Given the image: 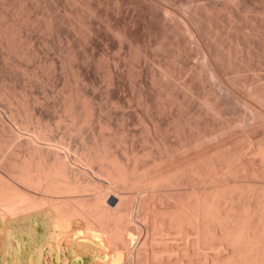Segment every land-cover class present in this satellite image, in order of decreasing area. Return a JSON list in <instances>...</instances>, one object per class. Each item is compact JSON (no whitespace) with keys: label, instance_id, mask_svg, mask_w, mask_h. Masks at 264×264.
<instances>
[{"label":"bare ground","instance_id":"6f19581e","mask_svg":"<svg viewBox=\"0 0 264 264\" xmlns=\"http://www.w3.org/2000/svg\"><path fill=\"white\" fill-rule=\"evenodd\" d=\"M203 1L204 5L200 0L195 3L202 9L198 16L208 19L210 10ZM166 2L161 6L159 0H0V123L4 122L0 124V264H264L261 182L258 193L257 187L250 191H255L254 198L246 190L250 186L244 197L240 188L237 194L227 193L231 204L223 203L225 196L215 191L212 207L208 177L217 179L216 186L225 181L219 177L223 171L217 176L224 158L219 155L222 162L205 151L208 139L226 126L219 121L225 116L215 119L224 113L215 103L217 92L211 95V88L207 86L209 92L204 87L216 69L210 65L206 39L197 31L193 0ZM176 4L182 5V16L174 13ZM233 16L229 21L234 24ZM99 18L104 25L98 24ZM42 29L52 36L43 34L41 45L35 33ZM194 49L202 59L198 64L191 62ZM236 51H230L234 59L239 56ZM233 63L237 68L241 64ZM121 65L127 66L126 72ZM102 76L107 86L99 90ZM125 76L129 88L122 92ZM196 80L203 89L198 90L203 102L214 98L212 108L219 113L213 116L215 122L204 113L208 100L194 110L197 99L189 106ZM161 111L165 118H159ZM137 121L145 126L143 146L138 145L140 133L136 138L137 124L131 126ZM193 145L200 149L183 162L181 172L178 165L174 171L171 168L173 174L167 170V177L159 174L179 152L190 153ZM192 182H198V190L189 194ZM184 188L189 191L185 195L192 196L189 200L181 192ZM234 197L246 199L236 206ZM232 201L240 212L243 208L241 213ZM210 233L218 237L217 241L211 235L223 251L210 253Z\"/></svg>","mask_w":264,"mask_h":264},{"label":"rangeland","instance_id":"374dc122","mask_svg":"<svg viewBox=\"0 0 264 264\" xmlns=\"http://www.w3.org/2000/svg\"><path fill=\"white\" fill-rule=\"evenodd\" d=\"M181 1V0H180ZM183 1V0H182ZM196 1V2H195ZM198 1L199 0H193V2H191V5L193 6V11H194V15H195V17H194V19L196 20L195 21V24H196V28H197V31H198V33L199 34H201V37H203L204 38V40L206 39L207 40V42H206V40H205V46L208 48V50H211L209 53H210V55H212L211 56V63H210V65L214 68L213 70L215 71V69H216V71L218 72H216L215 71V74L218 76H214V75H212V73H211V67L210 66H207V67H209V68H207V69H209L210 70V73H211V75H212V77L210 76V79H207V82L205 83L206 85L204 86L205 87V89H210L211 88V92H210V94L211 95H215L216 94V92H217V96H220V97H217L216 95H215V100L217 99L219 102L221 101V102H223V108L221 107L222 106V104H221V102L219 103V102H217V100L215 101V103H217V105H218V107L220 106V108L222 109V111H223V109H224V113H222V115L220 116V115H218V116H216L215 117V119H217V117H218V120L219 119H221L222 117H224V118H222V120H219V121H221L223 124H225L226 126H224L225 128H223L222 130L224 131H222V130H220V132L218 133V134H220L219 136H221L220 138L217 136V135H213V137L211 136V138H209L208 139V141H207V143L208 142H210V143H208V144H205V148H206V152L207 153H210L211 152V154L209 155V156H211L212 158L213 157H215V155H216V157H219V159H221L220 158V156L219 155H222V159L224 160V162L222 161V159H221V161L223 162L222 164H224V165H222L221 164V161H220V165H222V166H224V167H220V169H222L220 172L218 171V170H220L219 168L217 169V176H219V175H221L222 173V176H219V177H223V178H221L222 180L224 179L225 181H224V185H223V182H219V186H218V184H217V186H216V183L214 184V182L217 180L216 179V177H213L214 179H216V180H214L213 181V179H212V176H211V178L210 177H208V180L210 181H208V184H210L211 182L213 183H211L210 185H208V188L210 187V188H212L213 187V191H209L210 189H208V192L210 193H212L213 194V196L211 195V193H210V196H211V198H212V200L210 199V201H211V204L214 202V200H215V193L218 191L219 192V194H221L222 195V197H223V195L225 196V197H223V198H226L225 200L223 199L222 200V202L223 203H226L227 201L226 200H228V201H231L230 200V197H228L227 195L228 194H230V193H234V194H237V190L240 188V189H243L242 191H241V193H240V191H239V193L242 195L243 194V191H245L244 189L245 188H248L249 186H250V188H248V189H246V190H248L249 192H248V195H249V193H250V196H252L251 194H255V191H256V189H257V193H258V191H260V186H262L263 188H264V85H263V88H261V87H259V86H257V85H259V83H260V86L262 85V84H264L263 82H264V38H262V37H264V11H262L263 10V6H264V0H205V2L204 3H206L207 5V7H209V9L208 10H210V13L208 12L207 14H208V19H206V18H204V17H202V19H201V16H198V15H201V12H202V9L199 7L200 6V4H195V3H198ZM208 1V2H207ZM236 1V2H235ZM242 1H244V2H242ZM166 0H159V5H161V6H163V5H166V3H168V2H166ZM227 2V3H226ZM234 2H235V4H234ZM193 3V4H192ZM199 3H201L202 4V2H201V0H200V2ZM209 3H211V4H209ZM215 3V4H214ZM226 3V4H225ZM238 3H241V4H238ZM212 4H214V5H212ZM247 4V5H246ZM248 4H250V5H248ZM252 4V5H251ZM177 5V6H176ZM175 6V10H174V13L175 14H180L181 16H182V10H180V9H182L183 7H182V5L180 4V5H178V4H176ZM199 5V6H198ZM202 5H204V4H202ZM212 5V6H211ZM216 5V6H215ZM223 5V6H222ZM238 5V6H237ZM160 6V7H161ZM219 7V9H218V7ZM249 6V7H248ZM159 7V8H160ZM180 7V8H179ZM201 7H203V6H201ZM211 7H213L212 9H211ZM222 7V8H221ZM226 7V8H225ZM236 7H238V8H236ZM246 7V9H244ZM58 8L59 9H61V12H63L65 9H63L64 7H62V6H58ZM198 8V9H197ZM216 10H215V9ZM221 8V9H220ZM232 8V9H231ZM250 8V9H249ZM252 8H253V10H252ZM199 9H201V10H199ZM226 9V10H225ZM230 9L232 10V14L234 15V16H236V17H234L233 18V21L235 22L234 24H233V22H232V19L230 20L231 22H232V26H231V24H230V21H229V19H230V16H231V18H232V14H230ZM236 9V10H235ZM238 9V10H237ZM249 9V10H248ZM177 10V11H176ZM196 10V11H195ZM205 10V9H204ZM252 10V11H251ZM68 10L66 9V11L65 12H63L64 14L65 13H68L67 12ZM179 11V12H178ZM201 11V12H200ZM219 11V12H218ZM247 11H250V12H247ZM177 12V13H176ZM218 12V13H217ZM225 12V13H224ZM226 12H227V15H225L226 14ZM239 12V13H238ZM242 12V13H241ZM245 12V13H244ZM258 12H260V13H258ZM197 13V14H196ZM216 13V14H215ZM247 13H249V14H247ZM257 13V15H255ZM214 14V15H213ZM228 14H229V16H228ZM244 14V15H243ZM246 14V15H245ZM241 15V16H240ZM239 18H238V17ZM247 18H246V17ZM255 16V17H254ZM257 16V17H256ZM259 16H261V17H259ZM179 17V15L178 16H176V18L177 19H179L178 18ZM211 19H210V18ZM245 17V18H244ZM204 18V19H203ZM215 18V19H214ZM226 18V19H225ZM236 18V19H235ZM219 19H221V20H219ZM235 19V20H234ZM260 19V20H259ZM103 22V20L102 19H98V24L100 25V26H102V25H104L101 21ZM203 20H207V22L206 21H203ZM216 20H218V21H216ZM228 20V21H227ZM245 20V21H244ZM202 21V22H201ZM216 23H215V22ZM227 21V22H226ZM239 21V22H238ZM250 23H249V22ZM218 22V23H217ZM221 22V23H220ZM223 22V23H222ZM229 22V23H228ZM205 23H207L206 25H205ZM211 23V24H210ZM256 24L255 26H253L254 24ZM198 24V25H197ZM220 24V25H219ZM238 24H240V25H238ZM251 24V25H250ZM214 25V26H213ZM244 25V26H243ZM219 28H218V27ZM226 26H228V27H226ZM252 26V27H251ZM258 26V27H257ZM159 27H161V25L159 24ZM204 27H206V28H204ZM210 27V28H209ZM213 27V28H212ZM221 27V28H220ZM225 27V28H224ZM232 27V28H231ZM247 27V28H246ZM251 27V28H250ZM262 27V28H261ZM212 28V29H211ZM255 28V29H254ZM199 29V30H198ZM205 29V30H204ZM214 29V30H213ZM227 29H230V30H227ZM234 29V30H233ZM238 29V30H237ZM249 29V30H248ZM252 29H254V30H252ZM43 31H41L42 33L40 34L39 32H36L35 33V36H36V40H39V43L42 45V43H41V41H40V38H42V35L44 34V35H46V36H52V34L51 35H49L50 33L48 32V30H45L44 31V29H42ZM225 30H227L228 32H230L231 31V33H230V35H229V33L228 32H226ZM237 30V31H236ZM160 31H162V27H161V29L159 28V32ZM207 31V32H206ZM245 31V32H244ZM253 31V32H252ZM48 34H47V33ZM206 32V33H205ZM219 32V33H218ZM223 32V33H222ZM224 32H226V34L224 33ZM233 32V33H232ZM248 32V33H247ZM251 32V33H250ZM161 33V32H160ZM215 33H217V34H215ZM221 33V34H220ZM228 33V34H227ZM237 33V34H236ZM240 33V34H239ZM243 33V34H242ZM257 35H256V34ZM40 34V35H39ZM205 34L207 35L206 36V38H205ZM210 34H212V35H210ZM220 34V35H219ZM232 34V35H231ZM251 34V35H250ZM223 36V38H221L222 36ZM224 35H227V36H224ZM252 35H254V36H252ZM38 36V37H37ZM41 36V37H40ZM217 36V37H216ZM221 36V37H220ZM258 36V37H257ZM214 37V38H213ZM225 37V38H224ZM232 37V38H231ZM237 37V38H236ZM218 38V39H217ZM221 38V39H220ZM241 38H243V39H241ZM248 38V39H247ZM221 41H223V42H221ZM228 40V41H225V40ZM231 39H232V41H231ZM238 41H237V40ZM246 39V40H245ZM253 39V40H252ZM258 39V40H257ZM261 39H263V40H261ZM217 40H218V42H217ZM234 40H236V41H234ZM245 40V41H244ZM58 41H60V40H58ZM58 41H55V43L57 42L58 43ZM256 41V42H255ZM260 41V42H259ZM225 42H226V44H225ZM239 42V43H238ZM245 42V43H244ZM250 42V43H249ZM254 42V43H253ZM63 43V42H62ZM61 43V41H60V45L62 44ZM206 43H207V45H206ZM218 43H223V45H221V44H218ZM230 45H228V44ZM248 43V44H247ZM263 43V44H262ZM236 44H237V46H236ZM261 44H262V46H261ZM58 45H59V43H58ZM104 45V44H103ZM219 45V46H218ZM232 45V46H231ZM245 45V46H244ZM247 45V46H246ZM255 46L256 47V49H255V47H253V46ZM227 47V48H226ZM240 47V48H239ZM219 48V49H218ZM248 48H249V50H248ZM254 48V49H253ZM115 49H117V48H115ZM232 49H235V50H232ZM246 49V50H245ZM50 50H52L51 48H50ZM160 50V49H159ZM195 50V49H194ZM194 50H192L193 51V53H191V57L193 56V61H192V58H191V62H194L195 64H198L197 62H199L200 63V61L202 60L201 58H200V55L197 53L196 54V50H195V52H194ZM238 52H237V51ZM240 50V51H239ZM247 50L249 51V52H247ZM251 50V51H250ZM116 51V50H115ZM214 51V52H213ZM221 51V52H220ZM230 51H232L234 54H235V52L234 51H236L237 52V56L239 57H237V56H234V57H237V59L235 58H232L231 56V52ZM256 51V52H255ZM220 52V53H219ZM227 52L229 53V55L227 54ZM262 52H263V54H262ZM57 53V52H56ZM224 53H225V55H224ZM232 53V54H233ZM239 53V54H238ZM247 53V54H246ZM249 53H250V55L251 56H249ZM260 53V54H259ZM161 54H163L162 52H160L159 51V55L160 56H163V55H161ZM213 54H215V55H213ZM222 54V55H221ZM233 54V55H234ZM218 55H220V56H222V57H218ZM242 56V57H241ZM249 56V57H248ZM258 56V57H257ZM194 57H195V59H194ZM217 57V58H216ZM227 57V58H226ZM247 57V58H246ZM161 58V57H160ZM216 58V59H215ZM248 58H250L251 60H253V61H251L250 59H248ZM233 59H234V61H235V63L236 62H239V68H237L238 67V64H237V66H236V64H234L233 62ZM241 59H242V61H241ZM260 59V60H259ZM219 60V61H218ZM227 60V62H225ZM238 60V61H237ZM241 61V62H240ZM228 62H229V65H228ZM247 64H246V63ZM249 62V63H248ZM253 62V63H252ZM231 63H232V65H231ZM243 63V64H242ZM146 65H149V63L146 61V63H145ZM214 64V65H213ZM243 65V66H242ZM252 65V66H251ZM261 65V66H260ZM121 66H123V70H125L124 72H126L127 70V66H125L124 67V65H121ZM228 66V67H227ZM235 66H236V69H239V71H237L236 73H235V70H234V68H235ZM216 67V68H215ZM234 67V68H233ZM249 67V68H248ZM255 68V69H254ZM232 69H233V71H232ZM250 69H252V70H254V71H252V70H250ZM209 70H208V72H209ZM230 71H232V72H230ZM244 73H243V72ZM257 71V72H256ZM242 72V73H241ZM254 74V78H253V76H252V73ZM261 72V73H260ZM237 73H239V74H237ZM255 73H258V75L257 74H255ZM221 74V75H220ZM103 75V74H102ZM210 75V74H209ZM209 75H207V76H209ZM220 75V76H219ZM256 75V76H255ZM104 76H102V78H103ZM221 79H220V78ZM250 77H252L251 79L253 80V82H252V80L250 81ZM126 76L123 78V80L124 81H126L125 82V85H124V87H122L121 88V91L123 92L124 90L125 91H127V89L129 88L128 87V78H126ZM218 78V79H217ZM258 78V79H257ZM45 79V78H44ZM43 79V80H44ZM242 79V80H241ZM103 80H105L104 78L103 79H101V84H102V86L100 87V89L99 90H101V89H103L104 87H105V85H106V83H104L103 82ZM211 80V81H210ZM248 80H249V82H248ZM260 80H262V81H260ZM26 81H28V80H26ZM45 81V80H44ZM47 81H49V80H47ZM47 81H45L44 83V85H46V86H50V82H47ZM197 81H199V80H196V83H194V84H196V85H193V86H195L193 89H195L196 88V92H195V90H194V92H192V93H194V94H192V95H194V99H193V97H192V99L190 98L189 100V103H190V105L189 106H193V104L191 103V102H193L195 99H197L198 100V102H196L197 100H195L193 103H195L194 105L195 106H193V110L194 109H197L196 108V105L197 106H199V107H201L200 105H202L203 103L204 104H207V100H206V102H203L204 100L202 99V87L200 88L199 86H201V85H199V83H200V81H199V83L197 82ZM220 81V82H219ZM242 81V82H241ZM247 81V82H246ZM254 81H255V83H254ZM47 82V83H46ZM100 82H99V85H100ZM210 82V83H209ZM104 83V84H103ZM246 85V83H247V85L245 86L244 84ZM252 83L254 84V86L252 85ZM49 84V85H48ZM251 84V85H250ZM198 85V86H197ZM211 85H212V87H215V88H213V91H212V87H211ZM249 85V86H248ZM256 85V86H255ZM107 86V85H106ZM207 86L208 87H210V88H207ZM218 86V87H217ZM252 86H253V88H255V90H253V88H252ZM103 87V88H102ZM251 87V88H250ZM220 88V89H219ZM226 88H228L229 89V91H228V89H226ZM234 88V89H233ZM247 88V89H246ZM193 89H192V91H193ZM200 89H202L201 91H198V90H200ZM204 89V90H205ZM234 91L233 93H232V91ZM250 91H249V90ZM258 89V90H257ZM105 90V89H104ZM216 90V91H215ZM227 90V91H226ZM256 90H257V92L259 93V94H262L261 96H263L262 98H260L261 96L256 92ZM262 90V92H260ZM124 91V92H125ZM215 91V92H214ZM220 91V92H219ZM249 91V92H248ZM199 92H201V93H199ZM199 93V94H198ZM235 93V94H234ZM239 93V94H238ZM233 94V95H232ZM238 94V95H237ZM253 94H255L254 95V97H253ZM199 95H200V97H199ZM245 95V96H244ZM198 96V98H196ZM252 96V97H251ZM242 97V98H241ZM249 97V98H248ZM256 97H259V98H256ZM211 98H213V96L211 97ZM238 98H241V99H238ZM210 99V98H209ZM214 99V98H213ZM213 99H212V101H211V99H210V101H209V106H208V104L207 105H205V108L207 107L208 108V110H207V108L205 109L207 112H204L205 114H207V116H210V118H207V116H206V118L207 119H209L208 121L209 122H211V120L210 119H212L211 117H213V116H215V115H217L216 113H218L217 111L215 112V110H216V107L214 108H212V105H213ZM259 99V100H258ZM192 100V101H191ZM201 101V104H200V101ZM240 100V101H239ZM263 100V101H262ZM239 101V102H238ZM247 103H246V102ZM203 102V103H202ZM246 104H245V103ZM249 102V103H248ZM204 104H203V106H204ZM246 106H245V105ZM12 105V104H11ZM16 104L14 103V105H12L11 107H14ZM210 105H211V107H210ZM248 105V106H247ZM129 107V106H128ZM198 107V108H199ZM209 108H212V109H209ZM219 109V108H218ZM250 109V110H249ZM12 110H13V108H12ZM210 110H211V112H210ZM160 111V110H159ZM219 112H222L221 110H218ZM11 112H14V110L13 111H11ZM210 114H209V113ZM212 112H214V113H212ZM162 113V114H161ZM161 114V115H160ZM165 114V112H163V111H161L160 113H159V118H165L166 117V114ZM214 114V115H213ZM219 114V113H218ZM221 114V113H220ZM163 115V116H162ZM10 116H12V113H11V115ZM14 116V115H13ZM165 116V117H164ZM220 116V117H219ZM15 117V116H14ZM226 118V119H225ZM213 119H214V117H213ZM212 119V122L214 121L215 122V119L213 120ZM1 121H2V119H0ZM218 120H216V121H218ZM224 120H225V122H224ZM134 121H136V120H134ZM4 122H2V124L1 125H3L4 126V124H3ZM133 122H131L130 123V125L132 124ZM142 123V122H141ZM140 123V121H137V123L136 122H134L133 123V125H131L132 126V128L134 129L136 126H134V125H136L137 124V127H136V138L138 137V135H139V133H140V135H139V141H138V145L141 143V145L144 143V141H143V139H144V137H143V135H146V132L144 133V132H142L143 130H144V128H145V126H143L144 124L142 123L141 124ZM1 125H0V129L2 128L1 127ZM121 125V124H120ZM142 126V127H141ZM107 129V128H106ZM106 129H105V131H106ZM109 129V128H108ZM107 129V130H108ZM141 129V130H140ZM227 129V130H226ZM235 129V130H234ZM112 130H113V128H112ZM111 130V131H112ZM234 130V131H233ZM110 131V129L107 131V132H109ZM145 131V130H144ZM227 131H228V133H227ZM76 132V131H75ZM223 132V133H222ZM244 133H245V135H244ZM224 135V136H223ZM245 136H247V137H245ZM215 137H217V138H215ZM212 139V140H211ZM214 139V140H213ZM212 141V142H211ZM220 142V143H219ZM122 144V143H121ZM146 144V142L143 144V145H145ZM119 146H121L120 145V143L118 144ZM140 145V146H141ZM142 145V146H143ZM263 145V146H262ZM197 146V145H196ZM196 146L195 145H193L192 147H193V149H192V147H191V149H189L190 150V153H189V151L188 150H186V151H188V153H185L186 151H183L182 152V156H181V152H179V156L177 157V160L176 161H173V162H171V163H168L166 166H164V167H162V168H160V170H159V174L160 173H164V176L165 177H167V175H165V173H167V172H169L170 170H171V168H172V171H174L175 169H173V168H176L178 165H179V167H178V169H180V172H181V169H182V166H184V165H186V163H184L183 164V162H185V161H188L189 159V157H191V155H193V156H195L196 155V151L197 150H199L200 149V147H199V149H198V147L196 148ZM227 146V147H226ZM231 146V147H230ZM242 146V147H241ZM195 148V149H194ZM217 148V149H216ZM222 149L221 151H220V149ZM227 148H229V149H227ZM235 148V149H234ZM197 149V150H196ZM219 149V150H218ZM257 149V150H256ZM216 151V153L218 154H215V151ZM218 150V151H217ZM230 150V151H229ZM239 150V151H238ZM241 150V151H240ZM210 151V152H209ZM213 151V152H212ZM229 151V152H228ZM238 151V152H237ZM223 152H225L226 154H227V158L225 157L226 155H225V153L223 154ZM239 153V155L241 154V152H242V154H241V156H239L238 155V158L239 159H237V157H235V156H237L236 154L234 155V153ZM244 152V153H243ZM192 153V154H191ZM229 153H232L231 155H233V159H232V157H231V155H229ZM186 154V155H185ZM188 154V155H187ZM214 155V156H213ZM253 155V157H250V156H252ZM242 157V159H243V161L242 162H240L242 159H240ZM210 158V157H209ZM231 158V159H230ZM245 158V159H244ZM227 159H229V160H227ZM196 160L197 161H199V159H197V157H196ZM234 160V161H233ZM182 161V162H181ZM196 161V162H197ZM219 161V160H218ZM227 161H229V163L227 162ZM244 162V163H243ZM233 163V164H232ZM240 163V165L242 164L243 165V167H240V165H238ZM255 163V164H254ZM182 164V165H181ZM232 164V165H231ZM172 165H174V166H172ZM181 165V166H180ZM188 165V164H187ZM219 165V166H220ZM236 165V166H235ZM238 165V166H237ZM241 165V166H242ZM227 166V167H226ZM233 166H234V170H235V168H236V171H234L233 172ZM246 167V168H245ZM252 167V168H251ZM225 168V169H224ZM239 168V169H238ZM178 169H176V171L178 170ZM227 169H229V170H227ZM167 170H169V171H167ZM237 170H238V172H237ZM252 170V171H251ZM172 171H170L172 174L174 173V172H172ZM223 171V172H222ZM227 171H228V173H227ZM246 171V172H245ZM254 171V172H253ZM256 171V172H255ZM179 171H178V173H180ZM222 172V173H221ZM226 174H225V173ZM258 172V173H257ZM170 173V174H171ZM251 173H253V175L251 174ZM233 174H237L236 176L235 175H233ZM163 176V174H161V176L160 177H162ZM240 176V177H239ZM258 176V177H257ZM245 177V178H244ZM210 179H212V180H210ZM236 179H238V180H236ZM245 179V180H244ZM248 181H247V180ZM221 180V181H222ZM194 181H196V179H194ZM238 181V182H237ZM258 181H259V183L261 184H259L258 183ZM217 182V181H216ZM240 182L242 183V184H240ZM220 183H222V184H220ZM238 183V184H237ZM254 185H256V186H254ZM263 183V184H262ZM197 184H198V182H197ZM196 182H192V185H193V189L192 188H188L191 192H189L188 191V189H186V188H184V190H186V191H184L183 189V191H181V192H186L187 193V191L189 192V194H191L192 192H196L198 189H197V187H196ZM240 184V185H239ZM248 184V185H247ZM215 185V186H214ZM222 185V186H221ZM237 185V186H236ZM243 185V186H242ZM253 185V186H252ZM258 185H260V186H258ZM225 186H226V188H225ZM227 186H229L228 188H227ZM234 186H236V187H234ZM240 186V187H239ZM216 189H215V188ZM218 187V188H217ZM222 188V191H221V193H220V188ZM242 187V188H241ZM244 187V188H243ZM252 187L254 188V187H257L256 189H255V191L254 192H250V191H252ZM233 188V189H232ZM258 188H259V190H258ZM220 189V190H219ZM230 189V190H229ZM251 189V190H250ZM262 189V188H261ZM193 190V191H192ZM225 190V191H224ZM232 190V191H231ZM233 190H236V192L234 191L233 192ZM216 191V192H215ZM181 192H179V194L181 193ZM215 192V193H214ZM183 193L182 194H180L179 195V198H181V199H183L184 197H186L187 195H185V193H184V195H183ZM222 193H224V194H222ZM228 193V194H227ZM247 192L245 191V194H246ZM188 194V193H187ZM194 194V193H193ZM192 194V195H193ZM245 194L244 195H242L243 197L245 196ZM253 194V198L256 196V195H254ZM181 195H183L184 197H182ZM165 196V195H164ZM163 196V197H164ZM175 196H177V194L175 195ZM181 196V197H180ZM188 196H190V195H188ZM188 196L186 197V198H188ZM241 196V197H242ZM247 196V195H246ZM190 197H192V196H190ZM190 197L188 198V200L190 199ZM165 198H166V196H165ZM176 198H178V196L176 197ZM214 198V199H213ZM240 198V197H239ZM238 198V200H241V199H239ZM167 199V198H166ZM233 199H235V201H237V204H236V202L234 201V203H233V201H232V203H233V205H232V207L233 206H235L234 204H236V206L238 205V204H240V202L238 201V200H236L237 198H233ZM243 199V198H242ZM246 199V197L243 199V200H245ZM184 200H186V199H184ZM183 200V201H184ZM243 200H241L242 202H243ZM184 202H186V201H184ZM239 202V203H238ZM228 204H231V202H227ZM244 203V202H243ZM242 203V204H243ZM224 205H226V204H224ZM230 207H231V205H229ZM236 206L234 207V208H236ZM212 207H214V204H212ZM239 207V206H238ZM237 207V208H238ZM226 208V206H223V209L224 210H227V208H228V205H227V208ZM233 208V209H234ZM237 208H236V210H237ZM239 208H241V207H239ZM238 208V209H239ZM212 209V208H211ZM232 209V208H231ZM231 209H228V210H231ZM213 210H214V208H213ZM213 210H211V212H210V214L212 213L213 214ZM235 210V211H236ZM242 210H243V208L241 209V212H242ZM215 211V210H214ZM234 211V210H233ZM232 211V212H233ZM228 212V211H227ZM237 212V211H236ZM236 212H234L235 214H237ZM239 212H240V209H239ZM240 212V213H241ZM230 215L231 214H234V213H230V212H228ZM239 213V214H240ZM234 214V215H235ZM212 216L213 215H211V218H212ZM210 218V217H209ZM213 219H214V217H213ZM228 219V218H227ZM210 220V219H209ZM226 220V219H225ZM210 221H212V220H210ZM214 221V220H213ZM213 221L211 222V224L213 223ZM230 221V222H229ZM229 221H227V224L229 223H231V220H229ZM215 222V221H214ZM210 224V222H209V225H211ZM212 225H214V224H212ZM217 226H218V223H217ZM220 226V225H219ZM221 229V228H220ZM211 235L213 236H215V234H212V233H210V237H208L209 239L211 238ZM218 235H220V234H218ZM213 236V237H214ZM216 236H217V234H216ZM222 237V235L219 237V238H221ZM215 238V237H214ZM218 238V237H217ZM217 238H215L217 241L219 240V239H217ZM211 240V247H210V253H216L217 252V250L219 249L220 251H223L224 250V248H223V246H221V245H219V244H217V243H215L216 242V240H214L213 238H211L210 239ZM218 245V246H217ZM216 246V247H215ZM217 249V250H216ZM219 252V251H218ZM234 264H236V263H234ZM237 264H241V263H237Z\"/></svg>","mask_w":264,"mask_h":264}]
</instances>
